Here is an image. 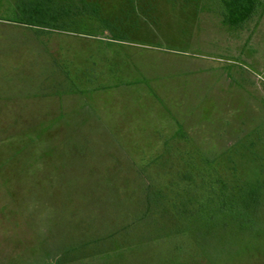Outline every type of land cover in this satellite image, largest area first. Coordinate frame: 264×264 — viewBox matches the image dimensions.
Masks as SVG:
<instances>
[{
	"label": "rangeland",
	"instance_id": "1",
	"mask_svg": "<svg viewBox=\"0 0 264 264\" xmlns=\"http://www.w3.org/2000/svg\"><path fill=\"white\" fill-rule=\"evenodd\" d=\"M0 0V264H264V5Z\"/></svg>",
	"mask_w": 264,
	"mask_h": 264
},
{
	"label": "trees",
	"instance_id": "2",
	"mask_svg": "<svg viewBox=\"0 0 264 264\" xmlns=\"http://www.w3.org/2000/svg\"><path fill=\"white\" fill-rule=\"evenodd\" d=\"M224 20L231 26L242 27L264 5V0H221Z\"/></svg>",
	"mask_w": 264,
	"mask_h": 264
}]
</instances>
